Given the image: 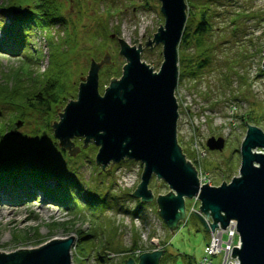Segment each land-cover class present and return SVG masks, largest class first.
I'll use <instances>...</instances> for the list:
<instances>
[{
	"label": "rangeland",
	"instance_id": "1",
	"mask_svg": "<svg viewBox=\"0 0 264 264\" xmlns=\"http://www.w3.org/2000/svg\"><path fill=\"white\" fill-rule=\"evenodd\" d=\"M186 1L188 17L190 12L193 14L194 30L201 21V4L209 5L211 11L207 15L213 16L207 27L210 24L214 31L207 39L215 45V54L210 68L204 71L198 82L186 79L181 86L178 83L175 91L179 104L177 138L186 156L190 152L194 153V157L189 156L188 159L193 164L197 161L194 165L203 171V182L205 184L208 182L211 186H220L240 175V150L248 125L256 126L264 132V0ZM96 2L97 0H88L90 14L95 15L94 9H96V13H100L106 19L107 10L112 7L113 15L109 19V26L119 27V36L113 31L110 33L111 38L112 35L114 36L109 42V55H118V64L124 65L126 60L119 55L120 47L117 39H123L130 46L138 47L141 44L142 62L158 72L163 61V45H156L152 41L160 25L164 24L160 2L158 0H101L98 5ZM70 10L73 15L76 13L73 8ZM5 21L10 24L11 18H6ZM45 35L44 32H36V36L30 41L33 50L27 45L20 50V53L12 52L14 47L11 42L0 48V81L3 79V72L10 73L12 77L15 72H20L22 74L20 77L28 78L30 74L44 71L48 67L49 46ZM53 35L63 37L62 28H55ZM148 37L152 44L146 46ZM3 38H5V32L0 29V43ZM151 46L152 49H150ZM79 63L80 72L86 68L85 74L80 75V81H84L90 62L85 58L79 59ZM16 79L18 78L11 80V83H15ZM76 80L77 66L72 69L71 82L75 85ZM108 85V82L100 81L101 94ZM5 112L6 119L10 118L8 112L7 114ZM62 112L63 109L58 110V115L55 114L54 109L49 112L47 120L52 126L54 121L59 120L57 117ZM246 113H251L252 118L258 121L242 118ZM29 114L31 115L29 125L24 126L22 123L15 129L17 141L22 140V133L32 132L31 127L35 125L37 114L31 112ZM52 132L53 129L46 131L45 138L40 142L16 143L14 148L16 155L0 157V163L3 161L29 165L35 161L43 162L47 158L45 154L37 156L33 153L41 151L47 153L50 150L57 152L55 142L58 147L60 145ZM211 137H222L225 140L223 150L211 151L207 148L206 142ZM71 141L74 142V146L70 147L71 150L75 147L81 148L75 144L76 140ZM83 146L84 152L81 158L77 160V157H73L76 161L74 169L78 170L75 177H79V180L83 182L84 190L90 188L89 193L93 192L94 188H98L103 195L108 194L117 197L118 200L116 203L110 199L111 203L104 213L114 222L117 231L113 240L109 238L112 246L117 250L116 252L107 250L106 255L110 257L109 264H125L127 258H124L129 257L130 254L138 259L145 252L162 251L164 246L167 247V254L173 256L174 261L170 260L167 264H176L175 262L182 264L184 255L191 256L200 262L204 254L208 252L207 247L210 243L208 241L206 245L207 230L200 220H190L186 228L179 231L177 228L172 234V230L165 227L158 216L156 206L149 205L133 219L121 208L135 207V202L126 200L124 195L132 194L138 186L143 170L142 164L127 161L118 168L110 165L105 171L94 162L96 155L93 149L94 144ZM65 149L69 151V148ZM256 151L264 152V149L257 148ZM78 154L79 151L74 156ZM98 170H102L99 176ZM106 173L107 178H103ZM51 181L52 184L58 185L56 179ZM25 188H17L19 194L12 197L0 191V252L11 253L20 249H36L51 240L65 239L70 236L75 238V244H77L78 235L80 236L81 232L86 234L93 231L94 225L91 219L78 215L76 208L69 209L68 206L51 202L41 192ZM150 189L155 197L170 192L166 183L163 180L158 181L156 177L152 179ZM79 193L80 191L74 189L71 191L74 196ZM82 193L85 194L84 191ZM186 207L188 213H191L194 207L195 210L199 208V204L195 206L193 199H187ZM197 229L200 231L197 232ZM136 237L139 247L131 249ZM101 239L91 238L82 241V247L93 245L96 249L98 248L87 259L79 257L74 246L73 264H99L97 257L102 250L104 237ZM222 254L224 253L212 257L211 264H222L225 258Z\"/></svg>",
	"mask_w": 264,
	"mask_h": 264
},
{
	"label": "water",
	"instance_id": "2",
	"mask_svg": "<svg viewBox=\"0 0 264 264\" xmlns=\"http://www.w3.org/2000/svg\"><path fill=\"white\" fill-rule=\"evenodd\" d=\"M158 1L164 17V24L152 41L163 45L158 73L142 62L141 44L130 46L118 38L119 53L126 60L122 76L111 80L101 94L99 71L105 63L109 64L110 56L101 63L93 60L88 76L79 84L77 98L70 100L59 113V121H54V136L73 155L79 147L70 149L74 146L72 139L82 138L84 146L94 143L99 147L95 162L103 170L123 160L140 162L143 172L132 197L142 203L155 200L159 216L172 234L180 223L186 222V199L197 198L201 205L193 214L207 231H214L218 223L226 228L230 221H236L241 246L234 247L231 256H237L240 264H264V152L256 151L264 149V132L247 124L238 177L220 186L201 184L196 167L183 153L177 138L178 47L187 22V3ZM152 42L148 37L146 46ZM224 145L222 137H211L206 142L212 151H221ZM154 175L166 183L168 194L154 196L149 188ZM201 213L211 216L213 222L209 225ZM74 245L75 238L70 236L51 240L36 249L0 252V264H73ZM163 255L164 250L145 252L137 262L129 258L125 264H160Z\"/></svg>",
	"mask_w": 264,
	"mask_h": 264
},
{
	"label": "trees",
	"instance_id": "3",
	"mask_svg": "<svg viewBox=\"0 0 264 264\" xmlns=\"http://www.w3.org/2000/svg\"><path fill=\"white\" fill-rule=\"evenodd\" d=\"M100 2L101 0H97L96 5ZM71 8L76 11L74 15ZM111 9L112 7H109L107 10L108 17L105 19L100 13H96V9H94L95 15L90 14L91 8L88 5V0H0V29L5 32V38L2 40L4 45L11 42L14 47L12 52H20L25 46H32L30 41L39 30L46 33L45 37L49 46V65L44 71L30 74L28 78L20 77L22 76L20 72H15L14 77L10 73L3 72V79L0 81V157L16 155L14 151L16 143L40 142L45 138V132L51 131L52 124L47 120L49 112L54 109L55 114L58 115L59 108L64 109L71 98L76 99L77 97L80 75H84L86 70L84 68L80 72L79 59L86 58L89 59V62L92 60L107 61L106 56L109 54L108 47L111 41L110 33L113 31L116 35H120L118 26L112 28L109 26V19L113 15ZM209 11L211 10L207 3L201 4V21L195 30L193 14L189 13L188 22L179 44V86L186 79L198 82L197 80L202 77L206 69L210 68L213 62L215 45L207 39L214 31L210 24L207 27L213 16L207 15ZM9 17L11 22L7 24L5 19ZM56 26L62 28L63 37L53 35ZM109 56V64L106 63L99 73L101 83H110L112 79L120 78L122 73L123 65L118 64L119 56L111 54ZM75 66H77V80L74 85L71 78L72 69ZM14 78L18 79L12 84L11 80ZM5 111L8 112L10 118L6 119ZM29 112L37 114L35 125L31 127L30 134L22 133V140L17 141L16 125L20 122H23L24 126L29 125L31 119ZM242 118L258 121L252 118L251 113L244 114ZM75 140L76 144L81 147L77 156H73L63 147H58L55 142L56 153L53 150L47 153L43 151L33 153L37 156H44V154L47 156L48 159L46 158L41 163L35 161L29 165H17L15 162L1 161L0 191L5 189L4 192L8 194V189H10L9 193H17L18 189L26 187L25 189H33L34 192H42L47 200L68 206L69 209L76 208L78 215L91 219L90 221L94 225L91 233L82 234L81 232L80 236L77 234L79 240L75 244L76 253L80 255L79 257L87 259L98 248L96 249L93 245L82 247V241L104 237L102 250L99 251L97 260L99 264H109L110 257L106 254L110 251H117L111 241L116 237L117 231L114 222L104 213L111 200L116 203L118 200L117 197L103 195L98 188H94L91 193L88 192L90 191L89 187L84 191L83 182L79 180V177H75L78 170L74 169L76 161L73 158L77 157L78 160L83 155V140L79 138ZM93 149L96 154L98 148L93 146ZM189 156L194 157V153L190 152L187 157L190 158ZM125 162L127 161L116 165V168ZM100 172L101 170H98V176ZM107 176L106 173L103 178H107ZM53 179L57 180L58 185L52 184L51 180ZM73 189L80 193L72 195ZM82 191H84V195ZM124 197L126 200L135 202L133 209L121 208L133 219L149 205L157 207L155 201L147 204L134 199L131 194H125ZM80 198H82V202H80ZM190 220L198 221L196 217L189 214L186 224H180L178 231L186 228ZM164 226L166 227L165 224ZM205 239L207 245L210 239L208 232ZM138 247L136 237L131 249H138ZM166 248L164 246V255L160 264H167L170 260L174 262L173 256L167 254ZM126 258L138 261L131 254L124 259ZM175 263L178 264V262ZM182 264H199V262L191 256L184 255Z\"/></svg>",
	"mask_w": 264,
	"mask_h": 264
},
{
	"label": "built area",
	"instance_id": "4",
	"mask_svg": "<svg viewBox=\"0 0 264 264\" xmlns=\"http://www.w3.org/2000/svg\"><path fill=\"white\" fill-rule=\"evenodd\" d=\"M200 175H202L200 173ZM204 219L208 222H212L211 216L204 215ZM237 224L236 221L232 220L230 221L229 225L226 228H222L221 224L218 223V226L211 234L210 243L208 245V252L206 253L205 257L201 260V264H211L212 260L211 257L217 256L220 253H224L223 256L225 257L223 260V264H227L226 261V252H229L230 260L228 264H240L239 259L237 256L233 257L232 251L234 247L240 248L241 243L238 239V232H237ZM218 235L222 236V241L224 244V248L220 249L218 246H216V238Z\"/></svg>",
	"mask_w": 264,
	"mask_h": 264
},
{
	"label": "bare ground",
	"instance_id": "5",
	"mask_svg": "<svg viewBox=\"0 0 264 264\" xmlns=\"http://www.w3.org/2000/svg\"><path fill=\"white\" fill-rule=\"evenodd\" d=\"M216 246H218V248L220 247V249H223L224 248V244H223V241H222V236L221 235H218L217 238H216ZM229 260H230V256H229V252L227 251L226 252V261H227V264L229 263Z\"/></svg>",
	"mask_w": 264,
	"mask_h": 264
}]
</instances>
